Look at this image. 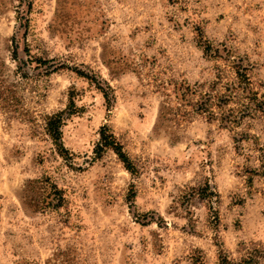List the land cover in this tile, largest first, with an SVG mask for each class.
<instances>
[{"label":"rangeland","instance_id":"374dc122","mask_svg":"<svg viewBox=\"0 0 264 264\" xmlns=\"http://www.w3.org/2000/svg\"><path fill=\"white\" fill-rule=\"evenodd\" d=\"M236 66L264 94V0H0V83L18 99L0 108V264H221L264 246V175L244 171L264 126L240 115ZM181 80L226 95L235 123L179 105ZM58 112L63 153L45 128Z\"/></svg>","mask_w":264,"mask_h":264},{"label":"trees","instance_id":"16d2710c","mask_svg":"<svg viewBox=\"0 0 264 264\" xmlns=\"http://www.w3.org/2000/svg\"><path fill=\"white\" fill-rule=\"evenodd\" d=\"M206 51V49H205ZM236 73V81L234 82V87L240 91L239 96L244 97L246 104H243L240 98V115L247 114L253 119H261L262 125L264 126V94H258L252 87V80L250 79L249 75L246 73V69L244 66H236L235 69ZM173 84V94L176 98L179 105H186L191 100L189 97L196 95L197 100L196 102L192 103L195 106V109L200 113H207V118L209 120H217L221 125H230L235 123V118L233 117L232 113L234 112L233 109L226 110L222 109V105L219 104V101L224 99V103L227 102L226 95H214L202 93L201 90L198 88L201 87L200 84L191 85L188 82L181 80V81H174ZM103 91V90H102ZM104 97L107 96L106 92L103 91ZM18 101L17 97L15 96V91L8 86H3L0 83V108L6 110L5 112L9 111L13 113L15 111V104ZM219 109L218 111H215ZM162 110V109H161ZM167 113L175 115L177 120L183 118L185 114H181V108L179 106L167 107ZM166 116V114H164ZM62 123L61 112L47 115L45 117V128L51 139L53 140L54 145L59 153L66 152L62 142H61V132L60 126ZM239 123V121H237ZM100 140L99 144L101 146H105L111 148L118 158L122 161L125 168L130 170V161L128 156L123 152L121 144L116 140L113 133L108 129L107 126H102L100 129ZM260 165L256 168L246 167L245 172L248 173L247 182L252 183L253 176H262L264 175V149L260 152ZM36 188L41 189L40 194L44 195L42 204L50 205L54 200L57 204L60 203V191L58 188L52 184L48 183L47 180H41L38 183ZM210 194H213L211 191ZM211 199V196H208ZM35 207V206H33ZM221 264H264V246H253L245 250V254L239 259L238 262H231L226 257L221 259Z\"/></svg>","mask_w":264,"mask_h":264}]
</instances>
